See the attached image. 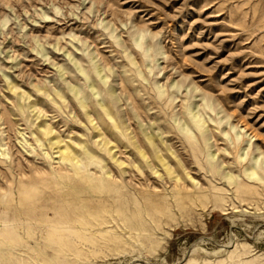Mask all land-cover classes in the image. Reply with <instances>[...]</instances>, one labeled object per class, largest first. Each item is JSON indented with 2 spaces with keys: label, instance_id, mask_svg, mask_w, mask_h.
Segmentation results:
<instances>
[{
  "label": "rangeland",
  "instance_id": "1",
  "mask_svg": "<svg viewBox=\"0 0 264 264\" xmlns=\"http://www.w3.org/2000/svg\"><path fill=\"white\" fill-rule=\"evenodd\" d=\"M263 156L264 0H0V264H264Z\"/></svg>",
  "mask_w": 264,
  "mask_h": 264
},
{
  "label": "bare ground",
  "instance_id": "2",
  "mask_svg": "<svg viewBox=\"0 0 264 264\" xmlns=\"http://www.w3.org/2000/svg\"><path fill=\"white\" fill-rule=\"evenodd\" d=\"M258 159H259V157H257V158L255 159V162H257ZM263 159H264V156H263ZM251 174H253V172H251Z\"/></svg>",
  "mask_w": 264,
  "mask_h": 264
}]
</instances>
